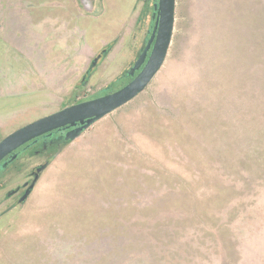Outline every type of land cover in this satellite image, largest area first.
Listing matches in <instances>:
<instances>
[{
    "label": "rangeland",
    "instance_id": "1",
    "mask_svg": "<svg viewBox=\"0 0 264 264\" xmlns=\"http://www.w3.org/2000/svg\"><path fill=\"white\" fill-rule=\"evenodd\" d=\"M145 3L137 0L102 76L96 68L65 96L10 93L22 57L0 39V140L120 86L152 28L149 15L138 19ZM60 150L28 149L0 172V264H221L247 236L253 264L264 241V0H176L150 83Z\"/></svg>",
    "mask_w": 264,
    "mask_h": 264
},
{
    "label": "crops",
    "instance_id": "2",
    "mask_svg": "<svg viewBox=\"0 0 264 264\" xmlns=\"http://www.w3.org/2000/svg\"><path fill=\"white\" fill-rule=\"evenodd\" d=\"M255 1L252 0V8ZM103 2L105 12L99 17L82 14L75 0H0V39L8 42L6 54L22 57L23 63L20 71L24 75L17 74L18 89L10 87L9 92L68 95L104 47L115 41L94 78L102 76L100 71L114 52L121 33L132 30L127 24L135 22L137 16V0ZM252 14L255 16L253 9ZM9 81L15 82L14 78ZM262 242L254 249L257 256L253 264H264ZM221 264H252V238L247 236L235 260L228 257Z\"/></svg>",
    "mask_w": 264,
    "mask_h": 264
},
{
    "label": "water",
    "instance_id": "3",
    "mask_svg": "<svg viewBox=\"0 0 264 264\" xmlns=\"http://www.w3.org/2000/svg\"><path fill=\"white\" fill-rule=\"evenodd\" d=\"M99 3H102V0H78L81 11L85 14L98 12ZM175 4L176 0H156L152 14L154 23L151 32L145 46L130 69V75L133 76L135 71L141 69L128 84L113 93L66 106L11 132L0 140V162L23 145L42 135L50 134L52 131L63 127L69 128L79 124L76 131H70L65 135V139L73 140L93 123L141 93L159 71L167 56L175 22ZM101 11L102 9L100 13ZM102 61L103 57L96 64L99 66ZM60 151L59 149L56 154H59ZM45 167L46 165L43 164L35 168L34 181L20 197L19 203L28 198L38 179V173Z\"/></svg>",
    "mask_w": 264,
    "mask_h": 264
},
{
    "label": "flooded vegetation",
    "instance_id": "4",
    "mask_svg": "<svg viewBox=\"0 0 264 264\" xmlns=\"http://www.w3.org/2000/svg\"><path fill=\"white\" fill-rule=\"evenodd\" d=\"M156 3V1L154 2V4ZM145 5V4H144ZM154 13V10L152 11ZM152 13V14H153ZM152 18V17H151ZM153 20V19H152ZM154 23V21H153ZM153 26V25H152ZM152 29V28H151ZM151 32V31H150ZM150 34V33H149ZM108 50V49H106ZM108 53H104V52H101L97 58V60L92 64L91 68L89 70H87L85 72V74L82 76V78L80 79L79 81V85L78 86H75L74 87V91L78 90L79 87H85L87 85V83L89 82L90 78L93 76V74L95 73L94 70L96 68H98L99 66L96 64L98 62V60H100L101 57H103V59L106 58ZM149 54V53H148ZM103 55V56H102ZM138 58V57H137ZM136 58V59H137ZM136 59L133 61V63L131 64V66L120 76L118 77V79H121V80H124V82L121 83L120 86H118L117 88H115L114 90H111L110 92H106L104 94H102L101 96H104V95H107V94H110V93H113L119 89H121L123 86H125L126 84H128L137 74L138 72L140 71V69L138 71H135L134 72V75L131 76L130 75V69L133 67ZM96 71V70H95ZM116 79V80H118ZM116 80L111 83V84H115ZM100 96V97H101ZM99 96H96V97H93L91 99H95V98H98ZM90 99V100H91ZM87 101V100H86ZM79 103V102H77ZM76 104V103H75ZM70 106V105H68ZM66 107V106H64ZM63 107V108H64ZM79 127V124H76L75 126L73 127H63V128H60V129H57V130H54L52 131L50 134H45V135H42L38 138H36L35 140H32L30 142H28L27 144L23 145L22 147H20L19 149H17L16 151H14L12 154L8 155L4 160H2L0 162V172H3V171H6L12 164L13 162L19 157V155L23 152V151H26V150H31L33 151L36 156H41L43 154H46L47 152L53 150L55 151V153H57V151L60 148L61 144L63 142H65V135L70 132V131H76V129ZM46 165V167L49 165L47 162L44 163ZM43 165V164H42ZM39 167V166H38ZM45 167V169H46ZM37 168V167H35ZM35 168L32 169L31 173H30V177H31V180L29 182H26L23 187H22V192H21V195L19 194L20 193V190L21 188H17L16 190L14 191H11L8 193V196L9 197H13L17 194L20 195V197L24 194V192L26 191V189L32 184V182L34 181V177H35V174H34V170ZM44 171L41 170L39 173H38V179L37 181L35 182V185L36 183L39 181L40 179V175L41 173ZM34 185V187H35ZM34 189V188H33ZM31 194V193H30ZM19 197V199H20ZM29 197V196H28ZM26 201V200H25Z\"/></svg>",
    "mask_w": 264,
    "mask_h": 264
},
{
    "label": "trees",
    "instance_id": "5",
    "mask_svg": "<svg viewBox=\"0 0 264 264\" xmlns=\"http://www.w3.org/2000/svg\"><path fill=\"white\" fill-rule=\"evenodd\" d=\"M156 0H146V3L142 9L141 12V16L142 17H146L149 14V18L151 20V25H153V20H152V13H149V10L153 11L154 10V2ZM115 41H112L111 43H109L105 49H103L101 52L104 53H108V51L112 48V46L114 45ZM108 49V50H106ZM113 86V84L110 85V87ZM71 141V139H66L65 142H63L60 146V148H62L63 146L67 145L69 142ZM50 160L47 161V163L49 164Z\"/></svg>",
    "mask_w": 264,
    "mask_h": 264
}]
</instances>
